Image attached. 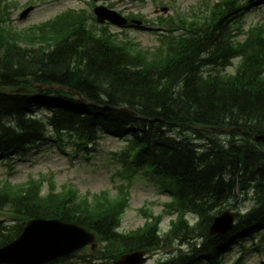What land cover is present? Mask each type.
Listing matches in <instances>:
<instances>
[{
  "label": "trees",
  "instance_id": "16d2710c",
  "mask_svg": "<svg viewBox=\"0 0 264 264\" xmlns=\"http://www.w3.org/2000/svg\"><path fill=\"white\" fill-rule=\"evenodd\" d=\"M237 8L226 1L201 28L167 39L166 51L155 54L89 26L85 17L19 34L0 13V155L26 152L47 129L72 139L78 152L95 149L102 133L129 135L124 162L136 175L147 170L168 183L175 200L165 208L179 214L165 239L159 236L163 214L145 230L121 236L117 227L127 199L104 194L88 201L74 193L42 198L39 187L2 189L0 212L9 211L21 226L1 237L0 247L29 220L58 219L105 243L83 264H115L122 254L177 241L165 264H217L223 242L209 236V227L233 206L237 190L248 189L256 206L240 216L236 229L248 233L262 224L264 146L253 136H264V35L237 43L227 24ZM235 59L236 72L226 74ZM42 109L50 113L39 118L35 113ZM212 128L230 131L220 139ZM188 213L199 218L194 228L185 220Z\"/></svg>",
  "mask_w": 264,
  "mask_h": 264
},
{
  "label": "rangeland",
  "instance_id": "374dc122",
  "mask_svg": "<svg viewBox=\"0 0 264 264\" xmlns=\"http://www.w3.org/2000/svg\"><path fill=\"white\" fill-rule=\"evenodd\" d=\"M89 1L48 0L43 2V0H34L33 6L35 10L27 19L22 21L19 19V14L27 6L28 0H10L13 12V25L17 29H25L29 26L43 23L70 8L76 10L86 9L88 11L89 9L91 10ZM170 1L147 0L145 3L130 1L124 4H115L113 7L120 10L123 14L142 15L146 18L147 24L144 27L145 29L133 28L126 32L141 47L155 48L159 45L158 38L161 32L155 28L159 20L160 11H163V8L160 7L162 4H165V7L169 6ZM176 1V5L181 10V13L184 14L197 4L208 2V0ZM164 12L170 14L169 9ZM243 20L245 28L264 23V2L252 7L246 13ZM110 27L112 30L122 33L120 29ZM231 70L232 68H228V71ZM49 137H52V134H49ZM219 137L220 139L224 138L221 135ZM125 146L126 142L124 140L104 135L96 152L88 156V159H85L82 155L75 158L72 155H65L53 141L45 142L32 149L27 159L14 158L4 163L0 162V185L5 182L20 185L31 177L38 178L40 175H53L54 178L52 180L57 184L59 190L64 184H71L81 195L91 194L93 196L103 192H110L112 195L118 196L119 193H122L124 199H128L130 207L123 216L122 226L117 227L120 233L128 234L145 224V218L140 212L143 207L155 215L162 212L165 214L161 230H163V233H166L170 229L171 221L175 219L174 214L172 216L169 215V211L163 207L171 200L170 195L162 187L161 182L151 176L148 179L143 177L132 178L129 182L121 176V170L123 169L121 153ZM47 186L44 192H46ZM250 206V203L243 202L239 204L238 209L244 211L245 208H249ZM0 219L4 220L2 217ZM189 220L192 223L195 221L192 217ZM263 242L264 233L255 234L253 242L251 238L241 242L242 245L251 249L242 256V259L244 258L242 264H260L262 261L264 262V247L263 249H258V247L257 250L252 249L256 243L259 245ZM176 246L179 245L176 244ZM175 249L176 247L169 250L172 252ZM241 251L240 246L235 247L223 257L224 264L236 263ZM161 252L154 255L150 254V264H154L158 259L165 257Z\"/></svg>",
  "mask_w": 264,
  "mask_h": 264
},
{
  "label": "water",
  "instance_id": "95a60500",
  "mask_svg": "<svg viewBox=\"0 0 264 264\" xmlns=\"http://www.w3.org/2000/svg\"><path fill=\"white\" fill-rule=\"evenodd\" d=\"M106 9L99 8L97 9V14L99 16V21L103 22L106 18L113 20L116 22L117 20L115 19L114 14H109ZM108 14V15H107ZM261 141L264 142V136L259 138ZM229 217L230 219H233L232 215L226 214L221 218H217L215 220V225L213 227L214 230L221 228L224 224L229 223ZM42 224H59L57 222H34L31 224V229H29L26 233V235L18 242V244L15 247H26L29 249H32L34 251H40V252H47L48 254L51 255H59L61 250L63 252L68 253L71 252L74 249H80L87 245L90 241L88 239H85L84 241H81L80 243L75 244L72 243V240H74L77 237H83L85 233L82 230H79L77 227L74 226H59L57 225L55 236L51 235H43L44 233H39L38 231L42 229ZM33 233V234H32ZM60 234V236H56ZM35 237H34V236ZM72 239V240H71ZM75 247V248H74ZM5 258L8 261L11 262H29V263H41L45 262L46 260H51L54 257H50L48 259H40V258H33L29 257L26 255H18V254H13V255H6ZM129 261L134 264H143L144 261L141 259V254H137L130 256Z\"/></svg>",
  "mask_w": 264,
  "mask_h": 264
}]
</instances>
